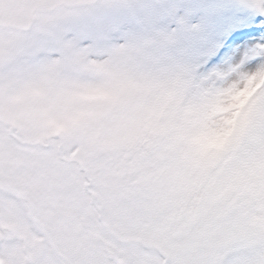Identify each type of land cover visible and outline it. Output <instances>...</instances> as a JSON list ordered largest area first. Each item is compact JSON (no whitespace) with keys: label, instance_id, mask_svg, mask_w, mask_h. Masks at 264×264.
I'll return each mask as SVG.
<instances>
[{"label":"snow or ice","instance_id":"snow-or-ice-1","mask_svg":"<svg viewBox=\"0 0 264 264\" xmlns=\"http://www.w3.org/2000/svg\"><path fill=\"white\" fill-rule=\"evenodd\" d=\"M0 264H264V0H0Z\"/></svg>","mask_w":264,"mask_h":264}]
</instances>
